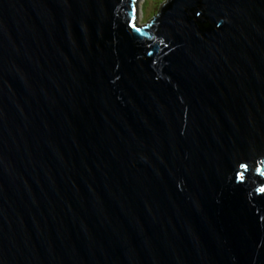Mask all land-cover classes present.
Listing matches in <instances>:
<instances>
[{
	"label": "water",
	"instance_id": "1",
	"mask_svg": "<svg viewBox=\"0 0 264 264\" xmlns=\"http://www.w3.org/2000/svg\"><path fill=\"white\" fill-rule=\"evenodd\" d=\"M138 4L0 0V264H264V0Z\"/></svg>",
	"mask_w": 264,
	"mask_h": 264
},
{
	"label": "rangeland",
	"instance_id": "2",
	"mask_svg": "<svg viewBox=\"0 0 264 264\" xmlns=\"http://www.w3.org/2000/svg\"><path fill=\"white\" fill-rule=\"evenodd\" d=\"M163 0H140L138 4V20L153 18V9L162 8Z\"/></svg>",
	"mask_w": 264,
	"mask_h": 264
},
{
	"label": "bare ground",
	"instance_id": "3",
	"mask_svg": "<svg viewBox=\"0 0 264 264\" xmlns=\"http://www.w3.org/2000/svg\"><path fill=\"white\" fill-rule=\"evenodd\" d=\"M140 1V0H139Z\"/></svg>",
	"mask_w": 264,
	"mask_h": 264
},
{
	"label": "snow or ice",
	"instance_id": "4",
	"mask_svg": "<svg viewBox=\"0 0 264 264\" xmlns=\"http://www.w3.org/2000/svg\"><path fill=\"white\" fill-rule=\"evenodd\" d=\"M242 178V177H241Z\"/></svg>",
	"mask_w": 264,
	"mask_h": 264
},
{
	"label": "trees",
	"instance_id": "5",
	"mask_svg": "<svg viewBox=\"0 0 264 264\" xmlns=\"http://www.w3.org/2000/svg\"><path fill=\"white\" fill-rule=\"evenodd\" d=\"M158 13V12H157Z\"/></svg>",
	"mask_w": 264,
	"mask_h": 264
}]
</instances>
